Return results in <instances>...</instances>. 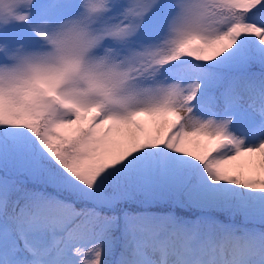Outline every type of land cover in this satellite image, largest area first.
Returning <instances> with one entry per match:
<instances>
[{"label":"snow or ice","instance_id":"snow-or-ice-1","mask_svg":"<svg viewBox=\"0 0 264 264\" xmlns=\"http://www.w3.org/2000/svg\"><path fill=\"white\" fill-rule=\"evenodd\" d=\"M0 264H264V0H0Z\"/></svg>","mask_w":264,"mask_h":264},{"label":"rangeland","instance_id":"rangeland-1","mask_svg":"<svg viewBox=\"0 0 264 264\" xmlns=\"http://www.w3.org/2000/svg\"><path fill=\"white\" fill-rule=\"evenodd\" d=\"M140 119H141V121H144V120H146L147 118H145V117H141Z\"/></svg>","mask_w":264,"mask_h":264}]
</instances>
